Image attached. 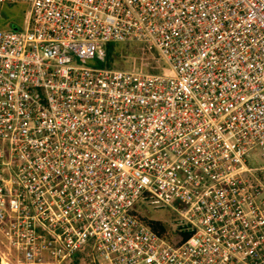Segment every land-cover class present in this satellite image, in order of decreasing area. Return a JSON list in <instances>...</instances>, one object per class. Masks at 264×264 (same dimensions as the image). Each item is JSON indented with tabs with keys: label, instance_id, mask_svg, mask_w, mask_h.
<instances>
[{
	"label": "built area",
	"instance_id": "obj_1",
	"mask_svg": "<svg viewBox=\"0 0 264 264\" xmlns=\"http://www.w3.org/2000/svg\"><path fill=\"white\" fill-rule=\"evenodd\" d=\"M17 2L22 27L0 29V264H264V0L0 6ZM115 43L159 70L107 66Z\"/></svg>",
	"mask_w": 264,
	"mask_h": 264
},
{
	"label": "rangeland",
	"instance_id": "obj_2",
	"mask_svg": "<svg viewBox=\"0 0 264 264\" xmlns=\"http://www.w3.org/2000/svg\"><path fill=\"white\" fill-rule=\"evenodd\" d=\"M27 10L25 3L17 2L9 5L4 3L0 6V29H11L13 25L22 27L23 14ZM13 24V25H11ZM111 57L107 60V66L120 70H133L135 68L148 71L157 72L159 70V62L155 64L157 56L154 52L144 50L146 47L139 43H116ZM118 46V47H117ZM259 164H264V161L259 160ZM154 206H143L139 213L141 216L152 220L169 221L174 219L175 214L167 207L154 208ZM3 247L0 243V251ZM83 264V263H82ZM86 264V263H85Z\"/></svg>",
	"mask_w": 264,
	"mask_h": 264
},
{
	"label": "trees",
	"instance_id": "obj_3",
	"mask_svg": "<svg viewBox=\"0 0 264 264\" xmlns=\"http://www.w3.org/2000/svg\"><path fill=\"white\" fill-rule=\"evenodd\" d=\"M115 44H116V43H115ZM115 44H109V45H107V47H106V58H107V60L110 59V57H111V55H112L114 49L116 48V46L114 47ZM125 44H127V43H125ZM128 44H129V43H128ZM117 47H118V46H117ZM144 50H146V51H148V52H151V51L148 50L147 48H145ZM108 66H109V65H108ZM157 227H158L159 229H163V227H161V225H159V226H157ZM183 237L186 238L187 236L184 235ZM74 264H78L77 259L75 260Z\"/></svg>",
	"mask_w": 264,
	"mask_h": 264
},
{
	"label": "water",
	"instance_id": "obj_4",
	"mask_svg": "<svg viewBox=\"0 0 264 264\" xmlns=\"http://www.w3.org/2000/svg\"><path fill=\"white\" fill-rule=\"evenodd\" d=\"M13 28H14V26H13ZM15 29V28H14Z\"/></svg>",
	"mask_w": 264,
	"mask_h": 264
}]
</instances>
